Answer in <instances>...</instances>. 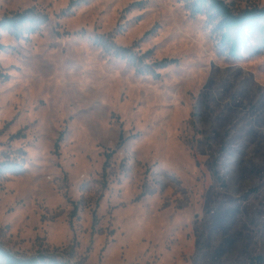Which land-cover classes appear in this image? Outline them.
<instances>
[{
  "label": "rangeland",
  "instance_id": "rangeland-1",
  "mask_svg": "<svg viewBox=\"0 0 264 264\" xmlns=\"http://www.w3.org/2000/svg\"><path fill=\"white\" fill-rule=\"evenodd\" d=\"M30 8L35 32L0 28V162L18 167L0 173V245L264 264V43L230 57L193 0H0V19Z\"/></svg>",
  "mask_w": 264,
  "mask_h": 264
},
{
  "label": "trees",
  "instance_id": "trees-1",
  "mask_svg": "<svg viewBox=\"0 0 264 264\" xmlns=\"http://www.w3.org/2000/svg\"><path fill=\"white\" fill-rule=\"evenodd\" d=\"M195 11H204L207 7L218 22L221 32L220 44L230 57H239L243 49L257 40L264 43V7H248L236 12L226 0H193ZM48 19L45 13L36 8L15 12L0 19V28L8 30L12 35L20 37L25 33L35 32ZM120 52L133 58L131 49L120 47ZM130 58V59H131ZM132 60V59H131ZM17 164L10 161L0 162V173L6 169H17ZM20 170V169H19ZM217 178L224 180L221 170H216ZM0 264H71L58 255L39 252L30 257L18 256L0 245Z\"/></svg>",
  "mask_w": 264,
  "mask_h": 264
}]
</instances>
